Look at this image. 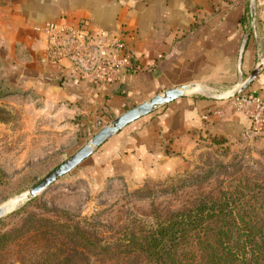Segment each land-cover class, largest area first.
<instances>
[{"label": "crops", "instance_id": "obj_1", "mask_svg": "<svg viewBox=\"0 0 264 264\" xmlns=\"http://www.w3.org/2000/svg\"><path fill=\"white\" fill-rule=\"evenodd\" d=\"M256 7L264 44V0ZM84 23L126 44L129 66L118 80L100 86L68 59L47 58L50 27ZM258 42L250 0H0V46L12 66L22 67L24 86L82 121L115 118L164 90L199 84L198 92L125 127L130 136L118 155L138 173L184 150L199 133L242 137L252 121L223 95L255 69ZM243 93L264 96V68Z\"/></svg>", "mask_w": 264, "mask_h": 264}, {"label": "rangeland", "instance_id": "obj_2", "mask_svg": "<svg viewBox=\"0 0 264 264\" xmlns=\"http://www.w3.org/2000/svg\"><path fill=\"white\" fill-rule=\"evenodd\" d=\"M23 83L22 67L12 66L0 46V205L16 203L1 218L0 231L12 235L0 243V264H37L49 251L57 261L46 264H144L131 247L134 232L155 226L159 215L225 181L264 182V123L259 133L247 136L249 128L239 139L199 133L146 173L128 170L118 155L130 136L131 128H124L26 202L22 197L29 188L113 118L98 114L82 121V115L47 103ZM241 95L249 96L242 92L225 99ZM66 227L92 244L98 239L102 250L96 253L91 246L71 255L81 249Z\"/></svg>", "mask_w": 264, "mask_h": 264}, {"label": "trees", "instance_id": "obj_3", "mask_svg": "<svg viewBox=\"0 0 264 264\" xmlns=\"http://www.w3.org/2000/svg\"><path fill=\"white\" fill-rule=\"evenodd\" d=\"M225 183L159 215L155 226L134 232L132 250L144 264H264V182L244 178ZM66 234L81 249L72 250L73 256L91 246L96 253L103 248L79 230L77 235L67 228ZM11 235L0 231V243ZM49 261H57L50 251L37 264Z\"/></svg>", "mask_w": 264, "mask_h": 264}, {"label": "built area", "instance_id": "obj_4", "mask_svg": "<svg viewBox=\"0 0 264 264\" xmlns=\"http://www.w3.org/2000/svg\"><path fill=\"white\" fill-rule=\"evenodd\" d=\"M251 30L258 39L257 64L264 60V44L260 41L256 0H250ZM47 58L51 61L68 59L73 69L103 86L118 80L123 68L129 66L126 44L118 36L106 37L85 23L81 26L57 25L47 30ZM238 108L252 121L247 136L260 132L264 123V96H237Z\"/></svg>", "mask_w": 264, "mask_h": 264}, {"label": "water", "instance_id": "obj_5", "mask_svg": "<svg viewBox=\"0 0 264 264\" xmlns=\"http://www.w3.org/2000/svg\"><path fill=\"white\" fill-rule=\"evenodd\" d=\"M264 68V60L257 64L249 78L242 83L239 87L234 90H230L227 94L223 95L224 98H229L231 96H236L242 93L248 85L257 77L260 71ZM198 83H186L178 85L176 87L169 88L156 94L150 99L131 107L122 114L113 118L110 123L102 127L98 132L91 137L83 147L78 151L68 157L61 164L52 169L47 173L42 179H40L35 185L29 188L23 196L24 201H30L35 199L42 191L50 187L59 178L71 172L77 166H79L83 161L89 158L94 151L103 145L109 138L116 135L122 131L127 125L142 118L163 106L169 104L170 102L180 99L182 97L191 95L199 91ZM14 205L13 202L0 205V219L4 217L9 209Z\"/></svg>", "mask_w": 264, "mask_h": 264}, {"label": "bare ground", "instance_id": "obj_6", "mask_svg": "<svg viewBox=\"0 0 264 264\" xmlns=\"http://www.w3.org/2000/svg\"><path fill=\"white\" fill-rule=\"evenodd\" d=\"M23 198V197H22ZM14 201V200H13ZM14 203V205L10 208V209H13L14 208V206H16V203L15 202H13ZM9 209V210H10Z\"/></svg>", "mask_w": 264, "mask_h": 264}]
</instances>
